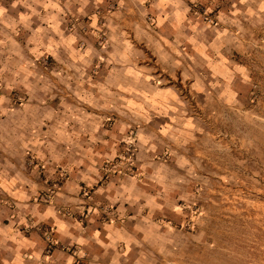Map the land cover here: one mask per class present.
Returning a JSON list of instances; mask_svg holds the SVG:
<instances>
[{
  "label": "rangeland",
  "instance_id": "1",
  "mask_svg": "<svg viewBox=\"0 0 264 264\" xmlns=\"http://www.w3.org/2000/svg\"><path fill=\"white\" fill-rule=\"evenodd\" d=\"M225 1L191 3L190 15L216 28ZM116 7L109 0L93 8L91 19L67 16L62 34L74 42L59 57L51 54V41L38 42L35 29H11L0 42V167L30 185L40 183L33 199L42 204L69 195L68 169H83L88 178L80 180L78 195L84 203H63L57 213L76 220L95 213L102 223L122 225L133 214L143 217L140 225L156 235L154 251L142 254L146 264H264V35L244 46L251 84L242 105L189 108L203 120L193 151L155 152L141 173L136 127L120 109L99 106V92L81 89L102 79ZM87 46L95 48L90 62L77 54ZM132 179L145 183L149 194L148 203L132 205L136 213L105 197L95 200L113 180ZM25 219L23 229L50 234Z\"/></svg>",
  "mask_w": 264,
  "mask_h": 264
},
{
  "label": "crops",
  "instance_id": "2",
  "mask_svg": "<svg viewBox=\"0 0 264 264\" xmlns=\"http://www.w3.org/2000/svg\"><path fill=\"white\" fill-rule=\"evenodd\" d=\"M113 1L117 7L111 14L108 48L102 51L106 66L98 73L102 79L81 89L99 92V106L120 109L131 120L129 125L137 129L139 171L146 173L151 163L146 159L155 152L193 151V142L203 136V120L189 108L242 105L251 84L244 46L250 48L264 35L259 32L264 28V0L225 1L216 28L202 26L189 12L191 3L214 7L216 0ZM108 2L0 0V42L11 36V29H35L39 43L55 45L53 56L70 53L74 41L62 34L65 18L91 19L93 8ZM77 54L90 62L95 48L87 46ZM68 172L64 187L69 195L61 193L55 203L42 204L33 199L40 183L30 185L26 178L9 176L10 167H0L5 197L0 201V264H146L142 254L154 251L150 239L156 235L140 225L143 217L133 214L122 225L102 223L95 213L81 220L57 213L63 203H84L79 182L87 180V172ZM146 191L141 181L113 180L95 192V200L105 197L136 213L132 205L148 203ZM25 218L49 227L51 241L42 229H23Z\"/></svg>",
  "mask_w": 264,
  "mask_h": 264
},
{
  "label": "built area",
  "instance_id": "3",
  "mask_svg": "<svg viewBox=\"0 0 264 264\" xmlns=\"http://www.w3.org/2000/svg\"><path fill=\"white\" fill-rule=\"evenodd\" d=\"M45 234H46V238H47L49 241H51L50 236H49V233L46 231ZM50 245H52V243H50Z\"/></svg>",
  "mask_w": 264,
  "mask_h": 264
}]
</instances>
